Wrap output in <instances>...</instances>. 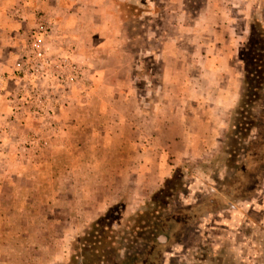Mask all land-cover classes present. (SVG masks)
<instances>
[{
    "label": "rangeland",
    "instance_id": "obj_1",
    "mask_svg": "<svg viewBox=\"0 0 264 264\" xmlns=\"http://www.w3.org/2000/svg\"><path fill=\"white\" fill-rule=\"evenodd\" d=\"M11 3L0 11L22 28L0 63V264H264V101L238 115L242 80L216 113L193 46L170 56L182 23H206L202 0H186L188 20L176 0ZM260 33L264 5L245 59Z\"/></svg>",
    "mask_w": 264,
    "mask_h": 264
},
{
    "label": "crops",
    "instance_id": "obj_2",
    "mask_svg": "<svg viewBox=\"0 0 264 264\" xmlns=\"http://www.w3.org/2000/svg\"><path fill=\"white\" fill-rule=\"evenodd\" d=\"M4 1L5 5H14L11 3L14 0H2V2ZM21 1L27 6L35 0ZM176 1L180 2L179 17L188 20L190 14L184 8L186 0ZM202 3L204 10L198 12L196 18L199 20L204 17L207 19L206 23L201 25L198 24V21L195 23L191 21L192 24L186 21L182 23L179 31H176V34H180L181 37L179 39L174 37L168 44L170 56H173V51L180 49L181 55L184 57L186 54L184 48L180 47L179 40H188V43L194 48V54H191L192 62L197 65L203 64L208 71L210 80H212L208 82V88L212 91V95H210L211 92H204V94L207 98H216V106L208 105V107L216 110V113L222 111L226 113L236 106L239 98L240 83L245 73L244 50L252 33V20L262 9L264 0H202ZM0 20L2 21H0V34L5 40L4 43L1 42L3 45L0 46V49L7 51L3 56L0 54L1 63L9 60L8 58L12 54L10 50L14 49V35L17 34L18 30L20 31L22 24L12 11H0ZM17 21L20 25L17 24ZM203 34L206 35V40H202ZM200 42L202 46H199ZM207 46L208 49H206ZM212 49H215V55ZM174 59L178 60L181 67H184V70L188 72L179 57ZM173 63L169 64L166 61V69L171 84L175 82L176 77H180L178 71L174 70ZM189 77L191 78V76ZM215 77L216 83H212L215 81ZM183 78L188 80L187 74ZM195 92L197 95L199 91L195 90ZM173 109L175 110V108Z\"/></svg>",
    "mask_w": 264,
    "mask_h": 264
},
{
    "label": "trees",
    "instance_id": "obj_3",
    "mask_svg": "<svg viewBox=\"0 0 264 264\" xmlns=\"http://www.w3.org/2000/svg\"><path fill=\"white\" fill-rule=\"evenodd\" d=\"M259 38L261 39L259 41ZM254 42L249 45V50L245 59V74L242 84L241 105L238 115L247 119L250 117V108L254 109L260 102L264 101V35L260 33L259 37L253 38ZM247 115V117L245 116ZM248 126L254 124V120L250 119ZM241 124V122H239ZM129 249V248H128ZM132 249V248H131ZM100 257L92 262V264H106L100 262ZM88 264V261L83 262ZM110 264H120L119 261Z\"/></svg>",
    "mask_w": 264,
    "mask_h": 264
}]
</instances>
